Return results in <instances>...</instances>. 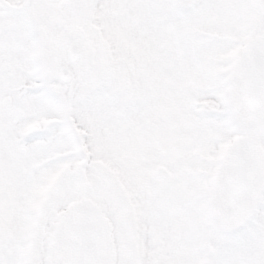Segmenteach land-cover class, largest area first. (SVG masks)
<instances>
[{
	"label": "snow or ice",
	"instance_id": "obj_1",
	"mask_svg": "<svg viewBox=\"0 0 264 264\" xmlns=\"http://www.w3.org/2000/svg\"><path fill=\"white\" fill-rule=\"evenodd\" d=\"M0 264H264V0H0Z\"/></svg>",
	"mask_w": 264,
	"mask_h": 264
}]
</instances>
